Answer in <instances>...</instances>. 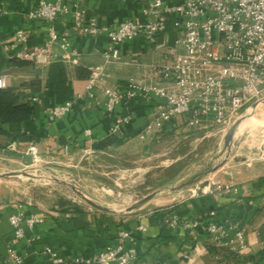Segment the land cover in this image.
<instances>
[{
  "label": "crops",
  "instance_id": "crops-1",
  "mask_svg": "<svg viewBox=\"0 0 264 264\" xmlns=\"http://www.w3.org/2000/svg\"><path fill=\"white\" fill-rule=\"evenodd\" d=\"M41 1L0 0V75H7L8 87L16 89L20 100L34 108L33 117L27 121H0V154L21 158L23 162L15 160L20 166L31 161L32 147L39 158L53 162L92 153L140 157L157 136L147 134L145 127L163 100L142 97L141 109L134 110L137 103L130 105V101L109 113L106 90L125 91L133 81L143 80L136 62H172L179 50L175 46L178 32L169 24L155 42L139 38L122 44L119 61L107 63L105 52L111 44L107 33L123 20H144L142 9L151 0H85L80 8L88 19L96 18L101 29L97 36L83 35L72 15H62L54 22L30 19L29 13ZM64 1L69 5L77 2ZM52 28L60 38L52 44L49 63L19 58L24 50L44 48ZM19 31L27 36L25 42L18 40ZM98 66H104L106 78L89 95L86 83ZM71 100L74 106L68 114L50 118L53 107ZM122 118H129V122L114 130ZM187 121V115L174 118L166 122L163 131L191 130ZM218 180L223 189L196 196L190 193L169 207L130 215L91 208L72 213L43 211L32 203L0 199V264H15L10 260L11 252L23 256L22 264H56L43 252L46 247L66 258L64 264H73L76 257L91 258L116 245L120 230L131 232L124 245L137 250V264H264V160L247 158L227 164ZM20 205L26 213L44 218L33 229L24 225L26 237L22 239L16 238L10 223V216ZM173 214L197 221L198 226L171 227L166 219ZM212 222L225 229L224 239L231 244L214 241L208 231ZM142 225L146 231L139 229ZM239 231L246 237L243 249L236 242Z\"/></svg>",
  "mask_w": 264,
  "mask_h": 264
},
{
  "label": "built area",
  "instance_id": "built-area-1",
  "mask_svg": "<svg viewBox=\"0 0 264 264\" xmlns=\"http://www.w3.org/2000/svg\"><path fill=\"white\" fill-rule=\"evenodd\" d=\"M85 0H77L73 5L64 0H42L29 13L32 20L56 21L62 15H72L75 25L85 36L101 33L96 18H87L81 9ZM144 20L126 19L111 29L107 36L110 47L105 52L106 62H118L121 57L120 46L129 41L144 39L155 42L168 30L169 24L178 32L175 46L178 48L172 62L146 64L136 62V68L144 74L143 80L133 81L125 91L108 88L105 107L112 113L117 105L127 103L137 96L151 101L154 96L163 100L157 105L156 116L146 125L147 134L158 135L165 124L174 118L187 115L190 128H204L210 123L215 126H229L241 118L244 108L264 99V0H151L142 9ZM18 40L25 42L24 32L17 33ZM60 36L54 28L44 48L24 50L19 58L33 59L38 64L49 63L52 59V44ZM74 63L78 60L74 59ZM104 66L92 71L85 92L93 95L96 85L105 81ZM161 81V82H160ZM8 87V76L0 75V88ZM37 98H34L36 100ZM74 101L55 106L50 118L56 119L68 114ZM129 118L117 121L114 130L121 129ZM31 152L38 158L36 148ZM224 188L219 180H208L204 187L192 191L196 196ZM36 213H26L22 205L10 216L16 238H25L24 225L33 229L43 222ZM171 227L182 226L190 229L198 226L197 221L182 220L173 214L166 219ZM146 231V226H140ZM209 234L215 242L231 244L224 239L226 231L215 223L208 225ZM131 237L128 230H120L117 244L102 249L94 257H76L73 264H137L138 252L126 248L125 242ZM236 242L243 249L246 237L243 231L236 233ZM56 264H64L67 259L53 248L46 247ZM10 260L22 264L23 256L10 253Z\"/></svg>",
  "mask_w": 264,
  "mask_h": 264
},
{
  "label": "rangeland",
  "instance_id": "rangeland-1",
  "mask_svg": "<svg viewBox=\"0 0 264 264\" xmlns=\"http://www.w3.org/2000/svg\"><path fill=\"white\" fill-rule=\"evenodd\" d=\"M244 119L247 124L238 132ZM236 124L228 140V133ZM247 158L264 160V99L248 104L241 118L229 126L162 131L140 157L92 153L53 162L33 156L20 166L15 160L22 161L21 158L1 153L0 173H25L0 179V199L32 203L43 211L70 213L97 209L88 201L92 200L123 215L143 213L175 204L195 188L207 185L208 180H218L220 170L227 164H238ZM197 177L199 181L194 185L177 189ZM56 178L71 182L78 191L58 183ZM150 196L142 206L135 207Z\"/></svg>",
  "mask_w": 264,
  "mask_h": 264
},
{
  "label": "trees",
  "instance_id": "trees-1",
  "mask_svg": "<svg viewBox=\"0 0 264 264\" xmlns=\"http://www.w3.org/2000/svg\"><path fill=\"white\" fill-rule=\"evenodd\" d=\"M143 99L137 96L130 105L137 103L134 110L143 108ZM34 108L29 102H22L20 94L14 88H0V121L2 123H18L31 119Z\"/></svg>",
  "mask_w": 264,
  "mask_h": 264
},
{
  "label": "water",
  "instance_id": "water-1",
  "mask_svg": "<svg viewBox=\"0 0 264 264\" xmlns=\"http://www.w3.org/2000/svg\"><path fill=\"white\" fill-rule=\"evenodd\" d=\"M237 126H238V124L234 125V126L231 128V130L229 131L228 136H227V139H228V140L232 138V135L234 134V132H235ZM24 173H25V172H24ZM24 173H22V172L0 173V179H7V180H8V179L16 178V177H18V176H20L21 174H24ZM199 178H200V177H197V178H195V179H193V180H190L189 182H187V183L183 184L182 186L178 187L177 189H182V188L190 187V186L194 185L195 183H197V182L199 181ZM55 181H57V182L60 183V184H63V185L69 186V187L75 189L76 191H78L77 186L74 185V184H72L71 182H68V181H66V180H61V179H59V178H56ZM82 195H83V194H82ZM85 198H86V197H85ZM150 198H151V196H150L149 198H146V199H144V200L138 202V203L136 204L135 207H140V206H142V205H143L145 202H147ZM88 201H89L93 206H95L97 209H99V210L113 212V211L109 210L108 208L102 207L101 205L95 203V202L92 201V200H88ZM114 212H115V211H114Z\"/></svg>",
  "mask_w": 264,
  "mask_h": 264
},
{
  "label": "bare ground",
  "instance_id": "bare-ground-1",
  "mask_svg": "<svg viewBox=\"0 0 264 264\" xmlns=\"http://www.w3.org/2000/svg\"><path fill=\"white\" fill-rule=\"evenodd\" d=\"M251 118H253V119H255L254 117H251ZM247 119V118H246ZM246 119H244L242 122H241V124H240V126H239V128H238V132L240 131V130H242L241 128L243 127V126H245V124H247L246 123ZM252 119V120H253ZM251 121V120H250ZM254 121V120H253ZM255 121L258 123V120L257 119H255ZM256 124V123H255ZM125 195V194H124ZM127 197V196H126ZM121 199V198H120ZM125 199V198H124ZM133 199V198H132ZM132 199H131V201H132ZM127 200H129V199H127ZM130 201V202H131ZM157 203V202H156Z\"/></svg>",
  "mask_w": 264,
  "mask_h": 264
}]
</instances>
